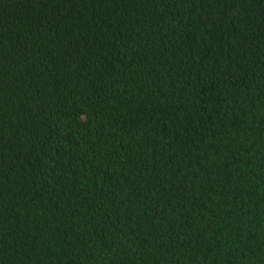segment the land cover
<instances>
[{
	"label": "trees",
	"instance_id": "16d2710c",
	"mask_svg": "<svg viewBox=\"0 0 264 264\" xmlns=\"http://www.w3.org/2000/svg\"><path fill=\"white\" fill-rule=\"evenodd\" d=\"M0 264H264V0H0Z\"/></svg>",
	"mask_w": 264,
	"mask_h": 264
}]
</instances>
